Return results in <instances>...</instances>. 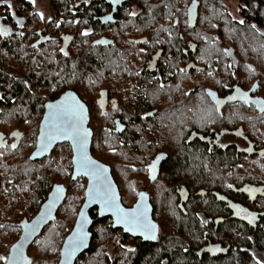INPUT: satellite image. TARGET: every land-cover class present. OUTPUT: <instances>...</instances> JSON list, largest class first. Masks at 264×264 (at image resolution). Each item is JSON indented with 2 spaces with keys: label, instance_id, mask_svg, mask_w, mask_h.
Here are the masks:
<instances>
[{
  "label": "flooded vegetation",
  "instance_id": "1",
  "mask_svg": "<svg viewBox=\"0 0 264 264\" xmlns=\"http://www.w3.org/2000/svg\"><path fill=\"white\" fill-rule=\"evenodd\" d=\"M121 1L49 0L48 11L41 0L0 2V28L6 30L0 34V74L8 80L0 76V118L29 115L24 93L15 96L11 81L21 83L39 101L41 121L46 103L74 91L89 110L92 156L95 112L102 120L97 130L118 139L122 168L133 165L128 202L113 168L101 161L111 168L123 206L131 209L147 198L152 208L154 229L146 240L115 228L111 218L98 220V209L92 210L90 248L76 264L91 254L96 228L103 222H107L103 227L107 235L119 237L114 252L124 255L126 244L133 247L124 257L106 253L110 262L130 264L131 255L147 246L150 253L160 254L159 264H170L179 247L183 258L177 257L178 264H239L241 255L251 264H264V105L256 103L264 101V27L251 22L252 28L245 29L250 43L245 39L241 44L236 29L221 27L220 0H127L120 5ZM89 54L98 60L93 66L87 62ZM68 62L74 82L48 93ZM77 67H81L78 74ZM40 77L50 81H39ZM77 77L88 83L86 92L77 91ZM29 123L19 120L20 127L0 131L6 142L0 148V160L21 151L24 165L9 180L6 172L0 174L2 257L12 254L23 226L38 214L20 222L13 216L15 211L22 212L17 207L20 200L27 204L28 179L36 175L29 168L58 166L62 162L58 150L67 151L59 167L68 170V183L52 184L40 205L54 186L67 189L52 225L58 222L72 188L85 183L83 204L88 187L86 179L72 181L73 152L67 143L56 146L43 160H30L40 123L35 141L27 144ZM41 174L39 168L37 176ZM192 210L198 211L196 222L172 220L173 214L187 217ZM173 225L186 226L185 238L178 239L184 240L182 245L172 237ZM11 228L21 232L5 243L2 235L9 236L5 231Z\"/></svg>",
  "mask_w": 264,
  "mask_h": 264
},
{
  "label": "water",
  "instance_id": "2",
  "mask_svg": "<svg viewBox=\"0 0 264 264\" xmlns=\"http://www.w3.org/2000/svg\"><path fill=\"white\" fill-rule=\"evenodd\" d=\"M125 2H127V0H122L120 5ZM116 6L117 5H115V7ZM195 6L196 5H194V10ZM111 16H113V14ZM196 17L197 15L195 14L194 20ZM103 23H108V19L106 18L103 20ZM98 44H101V42L96 43V45ZM49 104H52L54 107L49 109L47 107ZM57 105H60L61 107L57 108ZM78 105L83 106L84 120L82 129L87 131V136L84 140L82 149H79L78 146H74L72 139L62 135L58 130L60 127L68 126L73 120L74 117L71 113L78 109ZM65 110L67 114H65ZM89 122L90 116L87 106L80 100L74 91H66L57 100L46 103L45 112L37 136L36 149L30 157L32 162L43 160L51 155L56 146L67 143L71 146L73 152L72 161L74 170L72 181L76 182L80 178L88 181V187L85 191V200L77 215L73 230L64 240L58 264H76L78 258L89 250L93 237L91 229L94 224L90 212L96 208L98 209V220L111 218L114 227L117 229H123L125 234H129L134 238L147 239L148 232L142 229L128 230L124 223L117 222L115 211L103 203V194L106 192L110 193L115 198V204L119 209L131 212L139 208V210L145 213L150 224L152 222V208L147 198L144 201H138L131 209H127L123 206L119 187L113 178L110 166L103 164L92 156L91 147L94 134L89 128ZM116 132L119 133V130ZM12 135H14V133L11 134V137ZM3 139L4 135L0 133V148H3L6 145V142L4 143ZM41 143H46L47 148L41 150L39 148ZM77 161H80V166H78ZM89 161L94 162V164H89ZM89 172L93 173V175L90 176L88 174ZM57 188L62 189V191L57 192ZM90 189L92 192L91 196H89ZM66 194L67 189L63 185L54 186L53 190L48 195L47 201L41 206L38 214L25 224L27 227H25V225L23 226L21 236L15 243V245H22L19 248L18 257L20 263L31 264V260L27 256V250L41 236L45 228L55 221L57 211L63 204Z\"/></svg>",
  "mask_w": 264,
  "mask_h": 264
},
{
  "label": "rangeland",
  "instance_id": "3",
  "mask_svg": "<svg viewBox=\"0 0 264 264\" xmlns=\"http://www.w3.org/2000/svg\"><path fill=\"white\" fill-rule=\"evenodd\" d=\"M43 1L44 9L48 11V3L49 0H41ZM224 2L223 7H221V27L228 29L231 28V30L241 27L246 28V19L247 15L245 12V4L239 2L238 0H220ZM245 15V18L243 16ZM36 71V70H35ZM120 75V74H119ZM82 86L76 88L79 93L86 92L88 83L84 80L81 81ZM53 88H50L48 93L51 92ZM85 90V91H84ZM87 95H83L84 97ZM93 113V128L96 129L95 133V152L94 157L98 161H103L109 164L113 168L114 176L117 179V183L120 186V190L123 195L126 196V200L130 202L131 200L128 198L130 194L128 193L129 189H132L133 182L132 180H129V175L133 174V165L132 163H128L129 166H124L122 168L121 161L118 160L117 155V144L118 139L115 137V135L110 134L107 131L101 132V135H99V131L96 127H101L102 124L101 118L97 115V113ZM95 113V115H94ZM20 118V117H19ZM18 117H7V118H0V131L8 133L11 129L16 128L19 123ZM41 121V118H40ZM39 121V123H40ZM20 127V126H19ZM37 130L35 128H26V135L29 136L28 141L26 143H29V140L35 141ZM67 154V151L64 147H62L60 150H58V157L60 158V161H65V156ZM15 157L18 160H21L23 162V154L21 151L14 154ZM64 157V158H63ZM63 158V159H62ZM59 165H61V163ZM47 165V164H46ZM54 166L52 164H48L47 166L43 165L42 174L39 177L44 182L47 183V187L50 189L52 184H66L68 183L69 173L68 170L64 167ZM50 168L47 170V168ZM39 168L36 166H33L32 168H29V173H36V175H39ZM122 168V169H121ZM36 175H31L28 179V192H27V204L24 206L23 201L24 199L20 200L18 202V210L21 211H15L13 212L14 218L17 220V222H20L22 220H31L37 213L40 208V205L44 199L47 198V193L45 195H41L38 193L36 182ZM121 182V183H120ZM48 189V191H49ZM85 189V183L79 182L77 186H74L72 188V192L70 194V197L68 198L65 206L63 207L62 211L60 212V216L58 217V222H56L55 225H50L48 228H45L42 235L39 237V240L33 243V247L28 251L29 256H32L34 258L35 256V262L36 264H43L42 261L45 260V264H58L59 257H60V249L63 244V240L69 233L71 232L72 225L74 222V218L77 215L80 206L82 204V201L84 199L83 191ZM42 197V198H40ZM24 210V211H23ZM21 213L23 214V217H20ZM19 214V216H18ZM19 218V219H18ZM107 225V222H103L100 224L96 231L98 233V236L96 237V241L93 246V252L91 254H88L87 256H83L81 260L79 261V264H107L105 262V259H107V254L112 257L113 254L117 253V251H113L114 244L119 242V237L117 234L114 235H107L106 232L103 230V227ZM12 229V230H11ZM7 229L5 233L12 234V236L6 237V235H3V237L8 241L14 240V238L19 236L21 230L20 228H11ZM8 230H11L10 233H8ZM64 238V239H63ZM133 250V247L130 245H125L124 247V255L119 252L118 255L120 256H128V252H131ZM107 253V254H106ZM108 260V259H107ZM22 264V263H21Z\"/></svg>",
  "mask_w": 264,
  "mask_h": 264
},
{
  "label": "trees",
  "instance_id": "4",
  "mask_svg": "<svg viewBox=\"0 0 264 264\" xmlns=\"http://www.w3.org/2000/svg\"><path fill=\"white\" fill-rule=\"evenodd\" d=\"M238 1L241 2V3H243V4H245V7L246 8H243V9H245V12H246L247 17L244 20V22L246 21V28H241V27H238V29L235 28L237 30L236 39L241 44H244V40L245 39H246V42L247 43H250L249 42V37H248V34L250 32L246 31V33H245V29L246 30H249V29L252 28L250 26V23L251 22H254L255 24H257V25H259L261 27H264V0H238ZM220 6L223 7V5L221 3H220ZM254 42H255V40L253 38V41L251 43L254 44ZM45 62H48V61H45ZM87 62H89V64L92 65L93 62L96 63V62H98V60H97V58L91 57V55L89 54L88 55V58H87ZM69 67H70V62H68V63H66L64 65L63 71L61 72V75H60V73L57 74V75H59V78L60 79H57L58 81H56V83H55V80H53V83L51 82L52 83L51 88L57 89V90L61 91V89H63V87H65V88L70 87V84L74 82V77H71L72 74H73V71ZM80 68L81 67H77L76 68L77 74L80 71ZM51 75H53V74H51ZM0 76L2 78H4L6 80V82L8 81L6 79L5 74L1 73ZM38 80L39 81H41V80L42 81H50L49 78H44L43 79L42 77H40V79H38ZM77 80H80V81L75 86L76 87H81L82 86V82H81L82 79L80 77H77ZM11 83L13 84L12 92L14 93V95L16 96V95H19V94L24 93L23 96H22V101L25 102V103H28L29 108H30L29 115L28 116H26L24 118H21V119L19 117L18 118L20 119V121H24V122L25 121L27 122V120H28V122H30L29 123V128L30 129H32V128L38 129L39 120H40L41 115H42V112H39L37 110V106L39 105V101H34L31 98L30 91H25V89L23 88V86L21 85V83H18L16 81L15 82L14 81H11ZM5 85H6V83H5ZM2 101H6L5 98H3ZM40 103L42 104L43 102L40 101ZM12 107L13 106H10L11 109H12ZM99 135H101V132H99ZM12 158H13V160H11ZM23 167H24V165L21 164V160H18L15 157L14 154H12L8 158H4V159H1L0 160V174H1V172H6V174H8L7 177H6L7 179L8 178H11L13 176V174H15V169L18 170V169H21ZM49 169L50 168L48 167L47 170H49ZM35 177H36L35 184L37 185L38 193L41 194V195H45L46 193H48V189L49 188L47 187V183L44 182L42 179L38 178L39 176L36 175ZM114 178L116 179L115 176H114ZM40 198H42V197H40ZM12 207H13V203H12ZM205 212L208 213L206 210H205ZM197 215H198V211H193L192 210V211H190V214L187 217H184L183 215H181V218H176L177 216L175 217V215L173 214L172 220L173 221L180 220L179 222H183V223L186 220L196 222L198 220ZM172 229L175 232V233H173V236L172 237L176 238V240L178 242L180 241L178 239H184L185 238V235H186V232H185L186 226L173 225L172 226ZM9 236L11 237L12 234H10ZM9 236H6L7 239H8ZM97 236H96V234L94 235L93 246H94V243L96 241V237ZM4 239L5 238H2V241L3 242L6 241ZM179 243L182 245L184 243V240H183V242H179ZM34 245L32 244L28 249L30 250ZM262 245H263V243H262ZM262 245H259V246H262ZM29 250H27V256L31 260V264H36V262H35V256H34V258L32 256H29V254H28V251ZM93 251H94L93 248H91V250H90L89 253H92ZM137 252L135 254H132L131 255V259L129 261L130 264H159V260L158 259H159L160 254L157 253V252L156 253H150L149 247L142 246L139 249L138 254H137ZM151 254H152V256L149 257V255H151ZM181 254H182V248L179 247V250L175 253V259L176 260L175 259L174 260L172 259L171 262H170V264H178L176 262L177 261V257L183 258V256H181ZM105 262L107 264H119L116 261L115 262H110L107 259H105ZM237 262L239 264H251L250 259L247 256H245V255H241L238 258V261ZM252 262H253V259H252ZM42 263L45 264V260L42 261ZM228 264H234V263L231 261Z\"/></svg>",
  "mask_w": 264,
  "mask_h": 264
},
{
  "label": "snow or ice",
  "instance_id": "5",
  "mask_svg": "<svg viewBox=\"0 0 264 264\" xmlns=\"http://www.w3.org/2000/svg\"><path fill=\"white\" fill-rule=\"evenodd\" d=\"M2 2V0H0ZM116 3H119V0H115ZM6 30L0 28V34L5 33ZM245 96L247 94H244ZM257 104L264 105V101H256ZM49 109H52L54 106L52 104L47 105ZM57 108H60V105L56 106ZM115 107V105H114ZM65 114H67L65 110ZM73 120L68 124L66 127H60L58 130L59 132L66 136L67 138L72 139L74 146H78L79 149L83 148L84 140L87 136V131L82 129V124L84 120L83 115V106L78 105V109L75 110L73 113ZM43 138V133H42ZM50 142V141H49ZM14 147V145H13ZM39 148L41 150L47 148L46 143H41L39 145ZM89 164H94V162L89 161ZM78 166H80V161H77ZM154 167V165H153ZM90 176L93 175V173H88ZM229 187H231L229 185ZM62 191V189L57 188V192ZM92 195L91 189L89 190V196ZM103 203L113 209L115 211L117 222H122L126 226V229L128 230H136V229H142L148 233H151L154 229V225H151L150 222L147 220L146 215L143 211L139 210L137 208L136 210H133L131 212L125 211L123 209H119L118 206L115 204V198L110 193H104L103 194ZM27 227V225H25ZM154 238V236H152ZM82 242V241H81ZM22 245H14L12 249V254L9 257H2L0 256V260H6L7 264H20L19 257V248ZM259 264V262H257Z\"/></svg>",
  "mask_w": 264,
  "mask_h": 264
},
{
  "label": "bare ground",
  "instance_id": "6",
  "mask_svg": "<svg viewBox=\"0 0 264 264\" xmlns=\"http://www.w3.org/2000/svg\"><path fill=\"white\" fill-rule=\"evenodd\" d=\"M65 240V239H64ZM64 240H63V243H64ZM35 243V242H34ZM63 245V244H62ZM62 248V247H61ZM60 252H61V250H60ZM59 260H60V257H59Z\"/></svg>",
  "mask_w": 264,
  "mask_h": 264
}]
</instances>
